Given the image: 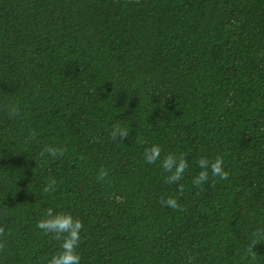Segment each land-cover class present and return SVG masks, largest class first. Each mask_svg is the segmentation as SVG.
Returning <instances> with one entry per match:
<instances>
[{
	"label": "trees",
	"instance_id": "trees-1",
	"mask_svg": "<svg viewBox=\"0 0 264 264\" xmlns=\"http://www.w3.org/2000/svg\"><path fill=\"white\" fill-rule=\"evenodd\" d=\"M169 154L188 162L171 184ZM202 156L228 179L194 185ZM49 207L83 222L80 264H264V238L247 251L264 228V0H0V264L61 250L37 227Z\"/></svg>",
	"mask_w": 264,
	"mask_h": 264
},
{
	"label": "clouds",
	"instance_id": "clouds-1",
	"mask_svg": "<svg viewBox=\"0 0 264 264\" xmlns=\"http://www.w3.org/2000/svg\"><path fill=\"white\" fill-rule=\"evenodd\" d=\"M10 116L18 115V110L12 107L9 110ZM35 136V133H32ZM128 132L118 125L114 126L112 131L113 138L119 137L120 139L127 138ZM66 148H56L52 146H46L42 155L48 153L53 157L63 156L66 152ZM161 149L158 145H152L150 148L144 149L145 161L147 163H155L160 159ZM198 166L201 171L193 179L194 185H202L209 179V171L212 175L218 177L220 180H227L229 177V171L224 168L223 157L216 156L215 159L209 160L206 157H200L198 160ZM163 169L169 173L167 177L168 183H176L182 179L184 172L188 168V162L183 157H176L173 154L167 155L162 161ZM108 176V171L101 168L98 179H105ZM54 190L53 185H48L44 188L45 192H51ZM179 193H183V186L178 188ZM122 198L117 197V202H121ZM162 206H167L172 209L183 210L179 204L177 196H168L166 199L161 198ZM37 227L42 229L46 234L50 233L54 235V238L62 241L60 245V251L53 254L49 259L48 264H80V254L77 248L80 243V233L83 229V222L79 218H73L71 213L55 212L53 208L46 209L45 217L37 222ZM4 228L0 227V237L4 235ZM264 238V228H260L254 234V238L250 242L247 251L253 253V245L259 243V239Z\"/></svg>",
	"mask_w": 264,
	"mask_h": 264
}]
</instances>
